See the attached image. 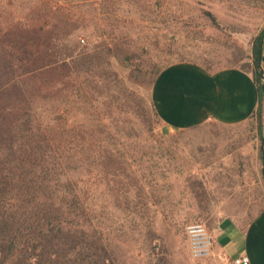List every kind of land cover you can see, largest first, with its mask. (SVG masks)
Masks as SVG:
<instances>
[{"label":"rangeland","instance_id":"1","mask_svg":"<svg viewBox=\"0 0 264 264\" xmlns=\"http://www.w3.org/2000/svg\"><path fill=\"white\" fill-rule=\"evenodd\" d=\"M39 3L47 19L59 12L50 51L75 60V80L35 108V121L57 142L60 181L91 217L89 232L114 264H213L191 256L185 225L202 222L215 237L264 206L262 132L215 123L165 132L148 70L189 60L252 71L264 0Z\"/></svg>","mask_w":264,"mask_h":264},{"label":"trees","instance_id":"2","mask_svg":"<svg viewBox=\"0 0 264 264\" xmlns=\"http://www.w3.org/2000/svg\"><path fill=\"white\" fill-rule=\"evenodd\" d=\"M39 2L0 0V264H114L89 232L91 217L78 196L60 181L57 142L35 121V108L75 80V60L57 62L50 51L59 12L47 19ZM260 44L258 35L252 69L258 85ZM165 65L147 70L155 75ZM255 118L260 138L261 94Z\"/></svg>","mask_w":264,"mask_h":264},{"label":"crops","instance_id":"3","mask_svg":"<svg viewBox=\"0 0 264 264\" xmlns=\"http://www.w3.org/2000/svg\"><path fill=\"white\" fill-rule=\"evenodd\" d=\"M150 99L165 132L215 123L249 124L257 133L260 89L247 68L209 69L189 60L171 62L153 76ZM214 235L211 263L229 264L230 259L246 255L248 264H264V206L245 225H224Z\"/></svg>","mask_w":264,"mask_h":264},{"label":"built area","instance_id":"4","mask_svg":"<svg viewBox=\"0 0 264 264\" xmlns=\"http://www.w3.org/2000/svg\"><path fill=\"white\" fill-rule=\"evenodd\" d=\"M190 254L195 259L213 255L214 237L202 222H191L185 225ZM246 255L230 259L229 264H248Z\"/></svg>","mask_w":264,"mask_h":264},{"label":"water","instance_id":"5","mask_svg":"<svg viewBox=\"0 0 264 264\" xmlns=\"http://www.w3.org/2000/svg\"><path fill=\"white\" fill-rule=\"evenodd\" d=\"M263 46H264V32L262 34L260 47L263 48ZM263 60H264V55L262 54V51H260L258 56V72L261 79L259 87H260V94L262 96L263 108H264V69L262 66ZM260 159H261V174L264 180V128L262 130V135L260 139Z\"/></svg>","mask_w":264,"mask_h":264}]
</instances>
